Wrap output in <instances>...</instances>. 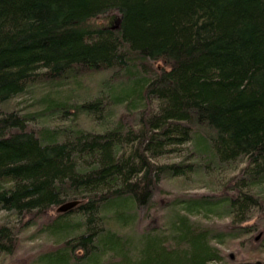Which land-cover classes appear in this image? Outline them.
<instances>
[{"label":"trees","instance_id":"1","mask_svg":"<svg viewBox=\"0 0 264 264\" xmlns=\"http://www.w3.org/2000/svg\"><path fill=\"white\" fill-rule=\"evenodd\" d=\"M53 83L70 98L42 92ZM32 93L35 109L2 110ZM188 150V165L160 162ZM194 177L209 193L166 197V179ZM253 208L264 0H0V212L17 219L0 255L31 231L55 242L37 264H255L220 250L253 239Z\"/></svg>","mask_w":264,"mask_h":264},{"label":"rangeland","instance_id":"2","mask_svg":"<svg viewBox=\"0 0 264 264\" xmlns=\"http://www.w3.org/2000/svg\"><path fill=\"white\" fill-rule=\"evenodd\" d=\"M93 83L89 84V90L90 92H94L96 89V86H98L99 80L98 78L95 79ZM71 85H68L66 83H63L62 85L58 83H53L51 86H44L42 87V92L48 91V90H56L61 95V98H70L67 95L70 93ZM55 91V92H56ZM44 94V93H41ZM39 94L32 93L26 94L23 97L14 99L9 104L2 107V110L5 112L10 111H19L23 114L35 109L33 107L35 101H37ZM80 98H87L86 94H81L79 96ZM81 125L87 129H91V123L86 119H81ZM54 124H59L61 122L53 120L50 122ZM66 124V123H62ZM53 126V124H52ZM190 150L186 152H182L180 156H168L164 159L160 160L161 163H173V162H182V161H188V153ZM190 161H188L185 164H189ZM195 176V175H192ZM161 186L166 190L167 194L166 197H172L174 195H180V194H207L209 193V188L211 187L209 184H205V182L200 181L199 177H194L190 179L188 183L183 182L181 179L170 180L166 179ZM57 209H54L53 213L56 212ZM262 216V217H261ZM248 220L249 222L243 226H253L254 232L252 233V238L249 237L246 238H240L238 240H227V244L224 246H220V250L222 252V255L225 258H228L231 260L230 255L233 256L234 260H242V261H260L264 262V252H258V254L253 255L252 247L256 248V246H261L264 244V214L262 215V212L258 211V208H253L251 210V213L248 214ZM226 222V221H224ZM211 223V222H208ZM212 223H217L218 226H223L222 221L218 222L213 220ZM211 223V224H212ZM16 225L17 219L8 217L4 212H0V225ZM31 231H25L19 235L18 239V245L15 248V253L13 255H0V264H37L36 262H32L28 260L29 258H32L36 253L42 251L43 248L46 246H50L55 244L54 239L48 236H37L35 238L31 237ZM20 240V241H19ZM251 241L248 243V241ZM257 249V248H256Z\"/></svg>","mask_w":264,"mask_h":264},{"label":"water","instance_id":"3","mask_svg":"<svg viewBox=\"0 0 264 264\" xmlns=\"http://www.w3.org/2000/svg\"><path fill=\"white\" fill-rule=\"evenodd\" d=\"M78 202H66V203H63L62 205H60L58 208H57V212L58 213H64V212H67L71 209H73L74 207H76ZM230 258L231 259H234L232 255H230ZM255 264H264V262H260V261H257L255 262Z\"/></svg>","mask_w":264,"mask_h":264},{"label":"bare ground","instance_id":"4","mask_svg":"<svg viewBox=\"0 0 264 264\" xmlns=\"http://www.w3.org/2000/svg\"><path fill=\"white\" fill-rule=\"evenodd\" d=\"M74 202H77V201H74ZM78 204V203H77Z\"/></svg>","mask_w":264,"mask_h":264}]
</instances>
